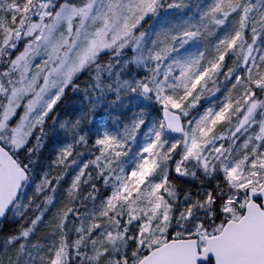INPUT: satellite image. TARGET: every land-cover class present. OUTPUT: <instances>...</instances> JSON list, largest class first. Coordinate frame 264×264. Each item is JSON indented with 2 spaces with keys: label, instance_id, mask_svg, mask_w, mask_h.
I'll return each mask as SVG.
<instances>
[{
  "label": "snow or ice",
  "instance_id": "snow-or-ice-1",
  "mask_svg": "<svg viewBox=\"0 0 264 264\" xmlns=\"http://www.w3.org/2000/svg\"><path fill=\"white\" fill-rule=\"evenodd\" d=\"M0 264H264V0H0Z\"/></svg>",
  "mask_w": 264,
  "mask_h": 264
}]
</instances>
